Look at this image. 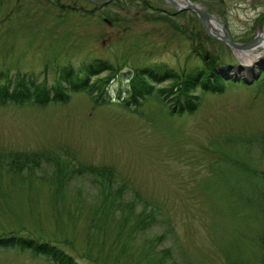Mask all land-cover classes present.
I'll list each match as a JSON object with an SVG mask.
<instances>
[{"label":"rangeland","instance_id":"374dc122","mask_svg":"<svg viewBox=\"0 0 264 264\" xmlns=\"http://www.w3.org/2000/svg\"><path fill=\"white\" fill-rule=\"evenodd\" d=\"M96 1L0 0L1 73L53 83L96 58L111 67L65 102L0 104V235L42 237L77 264H264V54L243 67L168 0ZM189 1L236 43L264 30V0ZM209 63L225 88L197 89L192 113L156 89L122 105L142 67L172 68L153 84L176 88ZM0 264L52 263L3 248Z\"/></svg>","mask_w":264,"mask_h":264},{"label":"trees","instance_id":"16d2710c","mask_svg":"<svg viewBox=\"0 0 264 264\" xmlns=\"http://www.w3.org/2000/svg\"><path fill=\"white\" fill-rule=\"evenodd\" d=\"M210 64V63H209ZM207 66L206 70H197L186 75L181 85L168 87H155L153 83H163L169 79H175L178 75L172 68L165 65H155L153 67H142L139 73L140 84L138 87L132 86L130 90V99H123L122 105L136 108L138 105L136 98H144L154 91L163 92L170 96V92L174 96L172 104L166 103L171 113L183 114L192 113L198 105V95L195 94L197 89L206 92H222L225 88V81H222L216 74H210L215 70L217 64ZM223 64L222 62L219 64ZM110 64L103 59L96 58L93 62L74 70L65 67L60 73L58 81L53 83H45L39 80L32 73H23L21 75L7 76L8 74L0 71V104H19L31 102L34 105L45 106L50 103L65 102L70 97L73 89H87L86 82L89 75H99L101 72L110 69ZM210 74V75H209ZM172 87V88H171ZM92 89H100V87H92ZM156 89V90H155ZM176 92V93H174ZM140 104V103H139ZM24 154V153H22ZM27 161L35 165L34 159L27 158ZM119 199L117 203H120ZM0 235V249H15L22 252H29L35 257H45L52 264H77L70 254L65 252L56 244L44 240L42 237H35L30 234H22L17 232H7Z\"/></svg>","mask_w":264,"mask_h":264},{"label":"water","instance_id":"95a60500","mask_svg":"<svg viewBox=\"0 0 264 264\" xmlns=\"http://www.w3.org/2000/svg\"><path fill=\"white\" fill-rule=\"evenodd\" d=\"M94 1H96V0H94ZM107 1H109V0L96 1V2L100 3V4H104ZM168 1L174 7V9L176 11L190 10V11L194 12L198 16V18L201 20L202 25L204 26L207 34L210 37H212L214 39H218V40L228 44L233 49L246 50V49H250V48L254 47L255 45H257L259 43V37L258 36L254 37L250 41H247V42H244V43H236V42L231 40V38L229 37L227 31L224 28L223 29L221 28L222 29V33L221 34H216L214 32H211L210 28H209V20H210V18H213V16L210 15V13L206 12L205 10H203L200 7H198L197 5H195L192 2L186 1V4H180L176 0H168ZM218 23H219V25H221L223 27L224 23L222 21L219 20ZM232 69H233V66L228 65L226 71L227 72L230 71L231 73L229 72L230 74H228V73H225V72L222 71L221 75H223L225 79L232 78V76H230V75H236V77H237L239 69L237 68V70L234 71V72L231 71ZM243 77H245V76H243ZM257 77H258V75H254L250 79L246 78L245 81H246L247 84H251Z\"/></svg>","mask_w":264,"mask_h":264},{"label":"bare ground","instance_id":"6f19581e","mask_svg":"<svg viewBox=\"0 0 264 264\" xmlns=\"http://www.w3.org/2000/svg\"><path fill=\"white\" fill-rule=\"evenodd\" d=\"M178 1V0H177ZM180 4H186V1L190 2L189 0H179ZM200 7V6H198ZM201 8V7H200ZM218 19L213 17L210 18L209 20V28L211 32H214L216 34H221L222 29L218 23ZM259 51V52H258ZM239 54H241L243 58V67L248 68V67H254L256 61L262 57L264 54V30L260 33L259 35V43L246 50H239ZM257 52V53H256Z\"/></svg>","mask_w":264,"mask_h":264}]
</instances>
